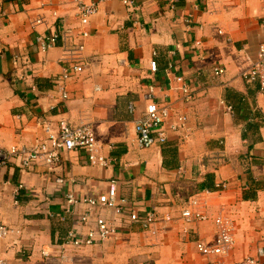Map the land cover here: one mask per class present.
I'll return each mask as SVG.
<instances>
[{
  "label": "crops",
  "instance_id": "1",
  "mask_svg": "<svg viewBox=\"0 0 264 264\" xmlns=\"http://www.w3.org/2000/svg\"><path fill=\"white\" fill-rule=\"evenodd\" d=\"M134 1L103 2L84 25L76 0H0V147L33 146L66 119L90 123L110 161L92 165L83 151H71L56 172L41 163L0 167L3 219L14 230L0 239L7 264H118L114 257L119 264H214L197 243L215 239L221 214L236 224V248L224 264L264 247L263 97L258 82L242 77L264 42V0H180L174 8L166 0ZM54 32L57 45L41 51L37 36ZM70 43L84 45L87 65L67 82L63 99L56 83L69 68L62 58ZM216 67L225 73L216 76ZM178 76L192 85L189 102ZM152 86L155 100L173 108L168 123L182 114L188 124L143 149L135 120ZM114 180L119 197L141 214L157 212V234L107 210L117 234L101 245L64 248L72 217L61 222L58 214L67 195L97 196ZM192 200L205 218L187 223L182 213Z\"/></svg>",
  "mask_w": 264,
  "mask_h": 264
},
{
  "label": "built area",
  "instance_id": "2",
  "mask_svg": "<svg viewBox=\"0 0 264 264\" xmlns=\"http://www.w3.org/2000/svg\"><path fill=\"white\" fill-rule=\"evenodd\" d=\"M109 0H76L77 17L81 23L86 25L90 18L95 15L101 3ZM174 8L180 0H166ZM128 6H134V0H124ZM44 22V18L36 20V24ZM84 36L88 33L84 32ZM37 43L41 51H48L57 45L59 34H40L37 36ZM199 44V43H198ZM83 44H67L65 46V56L62 61L69 65L59 77L56 87L60 91L63 99L69 98L66 84L69 80L78 77L84 72L87 61L83 56ZM157 61H151V69L156 71ZM225 73L223 67H216L214 74L221 76ZM242 77L248 82H258L260 94L263 97L262 111L264 112V42L259 47L258 60L249 69L242 72ZM177 81L181 83L183 98L189 102L193 98V89L190 82L183 76H178ZM153 86L146 94L148 104L146 108L135 120V131L137 142L143 149L152 148L157 145L167 143L169 132H180L185 130L188 119L184 115H178L177 122L168 123L173 114L170 104L160 103L155 100ZM129 110L136 111V105L130 103ZM169 125V126H168ZM71 151H83L87 160L92 165L108 166L110 161L101 153L99 142L95 131L90 123H81L72 126L66 119L58 122L56 128H47V137L40 140L33 146L14 145L10 148L0 147V167L11 164L23 169L41 163L51 172H56L62 165L63 154ZM56 182L64 184L65 179L57 177ZM116 181H112L109 189L99 195L78 196L73 192L67 195V203L63 212L58 214L61 222L67 221V216L72 217V224L68 230L63 247H73L84 249L86 247L101 245L108 241L118 232V226L112 219L107 218L104 212L114 211L118 215L128 213L131 224H137L150 234H157L158 215L155 210L141 214L140 211L130 204L126 197H119ZM210 192V191H209ZM192 205L197 210L185 209L182 213L187 223L198 222L205 218V213L200 209L199 202L192 200ZM206 205V203H204ZM216 237L212 242L198 241L197 248L200 253L216 257L214 264H224V258L231 254L236 248L234 219L225 214L219 215L215 219ZM14 230L9 227L3 219L2 202L0 197V239L7 238ZM49 256V253L44 252ZM0 264H7L4 259H0ZM234 264H264V247H258L254 256H249Z\"/></svg>",
  "mask_w": 264,
  "mask_h": 264
},
{
  "label": "rangeland",
  "instance_id": "3",
  "mask_svg": "<svg viewBox=\"0 0 264 264\" xmlns=\"http://www.w3.org/2000/svg\"><path fill=\"white\" fill-rule=\"evenodd\" d=\"M92 254H94V253H92ZM92 256H94V255H92ZM117 259H118V261H117ZM124 260H125V259H124ZM113 261H117L118 264H119L121 260H120V257H118V258L114 257ZM125 263H126V264H130V259L127 258L126 261H125Z\"/></svg>",
  "mask_w": 264,
  "mask_h": 264
}]
</instances>
